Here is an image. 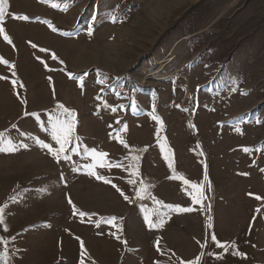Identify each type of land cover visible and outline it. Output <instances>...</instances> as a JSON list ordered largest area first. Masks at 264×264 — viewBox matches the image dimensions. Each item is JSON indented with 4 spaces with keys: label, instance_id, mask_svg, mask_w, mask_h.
I'll use <instances>...</instances> for the list:
<instances>
[{
    "label": "rangeland",
    "instance_id": "1",
    "mask_svg": "<svg viewBox=\"0 0 264 264\" xmlns=\"http://www.w3.org/2000/svg\"><path fill=\"white\" fill-rule=\"evenodd\" d=\"M52 3L7 0L0 24L11 39L0 36V58L13 66L0 63V132L14 148L0 151L9 264L37 259L69 224L112 230L121 264L158 226L159 263L179 246L203 264H264V0ZM57 105L75 112L78 138L59 162L37 143L58 147L47 125ZM92 150L111 164L95 176Z\"/></svg>",
    "mask_w": 264,
    "mask_h": 264
},
{
    "label": "crops",
    "instance_id": "2",
    "mask_svg": "<svg viewBox=\"0 0 264 264\" xmlns=\"http://www.w3.org/2000/svg\"><path fill=\"white\" fill-rule=\"evenodd\" d=\"M162 219L166 221L167 216ZM134 220L142 222L143 217L137 216ZM204 222H206L205 216ZM75 226L69 224L65 227L63 235L61 234L56 238L52 236L45 237L42 246L34 252L35 255L38 253L39 257L22 264H81V260H83V264H121V259H123V255H126V252H122L120 241L116 240L112 230H106L104 225L99 224L95 227H87L88 229L82 228L81 225ZM146 226L148 227L147 223ZM158 228L159 226L156 229L154 228L152 236L149 237V240H146L145 247L137 240L131 243L128 252V263L126 264H190V262L191 264H197L196 254L191 259L187 258V255L179 246H177L175 254L170 257L171 260L168 256H165V263H159L163 256L157 248L159 240L156 231ZM161 228L164 227L161 226ZM150 229L153 230V228ZM81 242L83 243V256L81 255ZM209 262L213 263V260L208 258ZM198 264L203 263L198 262Z\"/></svg>",
    "mask_w": 264,
    "mask_h": 264
},
{
    "label": "snow or ice",
    "instance_id": "3",
    "mask_svg": "<svg viewBox=\"0 0 264 264\" xmlns=\"http://www.w3.org/2000/svg\"><path fill=\"white\" fill-rule=\"evenodd\" d=\"M40 2L41 3H48L52 7H59L58 4L52 3V0H40ZM6 8H7V0H0V24H2L4 22ZM12 18L17 19V20H21V21H28L29 20V17H27L26 15H21V16L13 15ZM40 22L46 23L49 25V27H51V24L48 21H40ZM53 31H55V29H53ZM0 36L3 37L5 42L11 44V39L7 34H5V29L3 27H0ZM32 47L35 48L36 45L33 44ZM41 51H45V50L41 49ZM0 63H4V64H7L9 67H13L12 65L8 64V61L3 60V58H0ZM0 78H2V77H0ZM13 84L15 86V81H13ZM20 86L23 87V85H20ZM242 94H246V93H242ZM21 102L24 103V101H21ZM33 116L37 119V122H39V117L36 116V114H33ZM47 125H48L49 137H50L51 141H54L55 145H57L58 147L54 148L50 144H45L41 141H37V143H39L42 148H46L48 150L49 154L57 162H59L61 159L69 160L70 157L65 154L67 151V145H69L73 140L78 139L74 135L75 126H76L75 112H73L70 109L64 108L63 105H57L56 109H54L52 112L48 113ZM13 127H15V126H13ZM121 142H123V141H121ZM124 146L128 147L127 144H125ZM0 151H14V148L11 147V140L8 138V136L6 135L5 132H0ZM84 151H85V153L89 152V150L86 148L84 149ZM244 151L248 152L250 150L245 148ZM256 151H260V149H256ZM72 152L75 153L76 149L73 148ZM106 155L107 154L103 153V152H96L95 150L91 151L90 156H91L93 163H91L90 165L87 166L89 169L90 175H93V176L96 175V172L94 171V169L97 166H99V167H105V166L111 167V164L106 165V162L103 159ZM131 159L133 161V163L129 165L130 169H133V171L131 172V175L136 176L138 174V169H136V166H135V160L137 158L132 157ZM165 159L167 160L168 157H165ZM169 168L173 169V163L171 161H169ZM172 178L182 180L185 185H187L189 183L182 176H175L174 175ZM97 179H103V177L97 176ZM105 183H109V181H105ZM128 183L133 184V183H135V181L130 179L128 181ZM112 186L116 187L115 185H112ZM191 187L193 189H195L198 193L197 195H193L192 199L194 202L199 203L200 200L203 199L202 192H201V189L203 186L202 185L198 186L196 184H192ZM117 191H120V189L117 188ZM141 191H143V189H141ZM121 195H123V192H121ZM137 197L143 198L141 196V192L137 193ZM125 199H127V197H125ZM256 199L259 200L261 198L259 196H257ZM12 200H13V202H16L15 197H13ZM69 203H71V201H69ZM156 203L160 207H164L163 205L160 204L159 201H156ZM167 207L170 210L172 209V206H167ZM144 211H145V213H147L146 209ZM182 211H192V209L191 208L182 209ZM257 211H259V209ZM73 214L74 215L76 214L75 210H74ZM79 215L84 216V213L81 212V213H79ZM150 216H151V214H146L144 218H145V223H147L149 225V227H152V221H151ZM115 219H116L115 217L109 218L105 222L109 223V224H113ZM161 223H163L162 220H161ZM3 224H4V208L0 207V225H3ZM113 226H115V225L113 224ZM6 230L7 229L5 228V231ZM211 240L219 248H224V249L228 248L227 244H222L219 241H217L215 235H213L211 237ZM0 243H5V241H0ZM81 248H82L81 255L83 256V243L82 242H81ZM234 254H239V253H234ZM0 264H9V260H8L7 254H6V250L4 252H0ZM81 264H83V260H81ZM190 264H191V262H190ZM197 264H198V261H197Z\"/></svg>",
    "mask_w": 264,
    "mask_h": 264
},
{
    "label": "bare ground",
    "instance_id": "4",
    "mask_svg": "<svg viewBox=\"0 0 264 264\" xmlns=\"http://www.w3.org/2000/svg\"><path fill=\"white\" fill-rule=\"evenodd\" d=\"M185 104V103H184ZM179 112H184V106L180 103L178 106Z\"/></svg>",
    "mask_w": 264,
    "mask_h": 264
},
{
    "label": "trees",
    "instance_id": "5",
    "mask_svg": "<svg viewBox=\"0 0 264 264\" xmlns=\"http://www.w3.org/2000/svg\"><path fill=\"white\" fill-rule=\"evenodd\" d=\"M0 235H1V230H0Z\"/></svg>",
    "mask_w": 264,
    "mask_h": 264
}]
</instances>
